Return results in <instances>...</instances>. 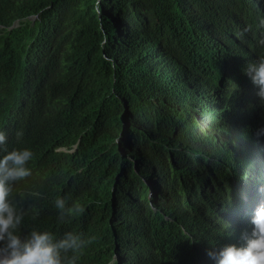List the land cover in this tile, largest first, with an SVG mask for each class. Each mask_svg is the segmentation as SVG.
Masks as SVG:
<instances>
[{"label": "trees", "instance_id": "obj_1", "mask_svg": "<svg viewBox=\"0 0 264 264\" xmlns=\"http://www.w3.org/2000/svg\"><path fill=\"white\" fill-rule=\"evenodd\" d=\"M263 17L264 0H0V131L39 103L47 122L20 142V234L94 238L77 264H217L243 246L264 180L243 39ZM58 198L85 212L61 222Z\"/></svg>", "mask_w": 264, "mask_h": 264}, {"label": "clouds", "instance_id": "obj_2", "mask_svg": "<svg viewBox=\"0 0 264 264\" xmlns=\"http://www.w3.org/2000/svg\"><path fill=\"white\" fill-rule=\"evenodd\" d=\"M250 30V27H246L243 32ZM243 46L247 60L244 72L249 78L248 85L243 89L249 95L259 96L261 103H264V17L260 20L255 38L243 39ZM35 114L27 127L13 128L8 134L0 131V264H77L79 255L94 238H85L83 234L73 232L65 233L60 239L50 231L34 229L27 235L19 232L24 214L17 210L14 199L20 192L19 181L28 180L34 169L33 152L28 145L20 142L25 133L38 125L47 126L41 103ZM257 135H264V129L258 130ZM259 191L262 193L254 203L256 210L251 220L253 230L250 234H242L243 246L231 244L218 252L210 251L209 256L217 264H264V180ZM55 205L59 209L61 222L85 212L80 204L68 206L62 198H58Z\"/></svg>", "mask_w": 264, "mask_h": 264}, {"label": "water", "instance_id": "obj_3", "mask_svg": "<svg viewBox=\"0 0 264 264\" xmlns=\"http://www.w3.org/2000/svg\"><path fill=\"white\" fill-rule=\"evenodd\" d=\"M20 20H18V22H19ZM18 22L16 23V24H18Z\"/></svg>", "mask_w": 264, "mask_h": 264}]
</instances>
